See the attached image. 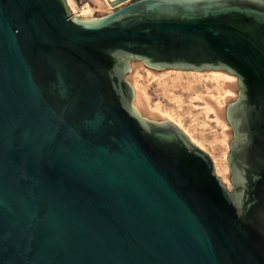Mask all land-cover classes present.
Masks as SVG:
<instances>
[{
	"label": "water",
	"instance_id": "water-1",
	"mask_svg": "<svg viewBox=\"0 0 264 264\" xmlns=\"http://www.w3.org/2000/svg\"><path fill=\"white\" fill-rule=\"evenodd\" d=\"M0 0V264H264V0ZM132 62L237 78L229 189Z\"/></svg>",
	"mask_w": 264,
	"mask_h": 264
},
{
	"label": "rangeland",
	"instance_id": "rangeland-1",
	"mask_svg": "<svg viewBox=\"0 0 264 264\" xmlns=\"http://www.w3.org/2000/svg\"><path fill=\"white\" fill-rule=\"evenodd\" d=\"M73 2L77 8L86 4L94 7L92 0H73ZM113 10L112 7L109 11H97L95 17L103 16ZM207 72L202 71L199 75L189 71L177 73L173 70H153L141 66L136 69L135 73H129L131 76L129 74L127 76L133 79L138 87L143 88L152 106L171 112L174 119L179 121L181 126L183 125V129L187 130L203 146V151L211 159L215 158L221 163L224 160L223 162L228 168L227 154L233 136L232 129L225 118V108L237 97L238 86L235 88V97L223 103V113L218 120L212 110L209 111L206 102H203L205 99L202 98L209 96L220 98L216 84ZM129 77L127 78L129 79ZM225 124L227 127L223 126ZM229 177L228 170L226 186L231 189Z\"/></svg>",
	"mask_w": 264,
	"mask_h": 264
},
{
	"label": "bare ground",
	"instance_id": "bare-ground-1",
	"mask_svg": "<svg viewBox=\"0 0 264 264\" xmlns=\"http://www.w3.org/2000/svg\"><path fill=\"white\" fill-rule=\"evenodd\" d=\"M66 4L70 10V13L79 18H96L95 12L97 11H109V9H112L113 6H111L110 2L114 0H92L94 7H91L90 5L86 4L81 8H77L73 0H65ZM143 66L142 63L136 62L131 63V70L129 73L133 74L135 73L136 69ZM174 72H181L179 70H173ZM184 72V71H182ZM190 73L194 74H201L200 72L195 71H189ZM149 73V72H148ZM209 75L211 76V80L215 82L217 93L219 94L220 98H214L212 96L209 97H202L205 99L203 101L207 106L209 107V111L212 110L214 116L220 120V116L223 113V103L227 100L235 97V88L238 86L237 84V78L233 75L228 74L227 72L223 71H208ZM154 74V73H153ZM130 75V74H129ZM208 75V76H209ZM131 76V75H130ZM129 77V76H127ZM154 77V76H153ZM178 78V77H177ZM180 78V77H179ZM206 78V77H205ZM128 79V78H127ZM129 83L133 87L134 90V98H133V106L136 108V110L143 115L146 118L149 119H159V120H169L173 124H175L183 133H185L190 141L198 146L201 150H203V146L194 138L187 130L183 129V125L179 123V121L175 120L171 112H167L166 110H163L157 106H152L149 102V98L147 97L146 93L144 92L143 88L138 87V85L135 84V81L133 79H128ZM140 85V84H139ZM201 98V97H200ZM202 99V100H203ZM204 104V105H205ZM206 107V106H205ZM224 127H227V125H223ZM224 158V157H223ZM222 158V159H223ZM213 164L215 166V173L216 175L221 179V181L225 184H228V168L225 165V163L222 161V163L215 158H212Z\"/></svg>",
	"mask_w": 264,
	"mask_h": 264
}]
</instances>
